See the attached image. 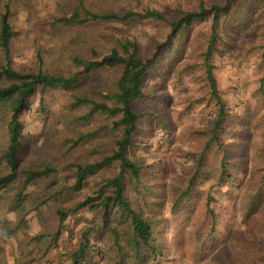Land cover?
<instances>
[{
  "label": "rangeland",
  "instance_id": "obj_1",
  "mask_svg": "<svg viewBox=\"0 0 264 264\" xmlns=\"http://www.w3.org/2000/svg\"><path fill=\"white\" fill-rule=\"evenodd\" d=\"M76 1L0 0V11L5 3L10 6L15 31L10 61L15 69L37 70L39 50L44 69L66 72L73 68L70 53L91 56L93 49L106 51L114 38L123 37L136 39L142 53L150 55L168 33L156 20L88 21L53 30V18L69 14ZM201 1L208 6L221 0H109L110 5H103L136 11L155 8L173 18ZM257 9L263 11L264 3ZM208 25L209 20L188 28L187 43L172 65L160 53L148 68L144 96L132 100L135 111L147 114L139 122L128 156L143 168L138 180L127 175L125 194L152 224L159 252L154 256L141 252L138 257L131 228L119 212L104 218L102 207H77L118 172V162L88 176L79 188H68L73 177L67 162L91 161L110 152L116 133L112 116L93 112L81 118L88 107L71 109L68 92L38 87L20 115L26 147L21 163L50 164L57 171L29 183L19 205L20 179L0 189V264H71L70 255L83 243L85 228L84 264H264V99L258 91L264 78V15L239 32L229 28L230 34L226 29L209 57L215 88L228 114L220 133L225 144L219 147H206L218 110L200 54ZM0 62H4L1 52ZM118 74V69L95 70L88 85L108 90ZM6 140L2 121L0 153ZM224 154L237 166L228 180L218 177ZM4 172L0 160V174ZM54 192L59 193L39 204L38 198ZM58 209L67 212L62 221ZM96 242L99 251L92 248Z\"/></svg>",
  "mask_w": 264,
  "mask_h": 264
},
{
  "label": "trees",
  "instance_id": "obj_2",
  "mask_svg": "<svg viewBox=\"0 0 264 264\" xmlns=\"http://www.w3.org/2000/svg\"><path fill=\"white\" fill-rule=\"evenodd\" d=\"M110 5L109 0H77L69 14H63L53 18L51 26L56 29L58 25L73 26L88 21L94 22H137L144 20H156L164 24L168 33L164 40L159 42L151 50L150 55L142 53L140 44L134 38H114L110 46L101 52L93 49L91 56L82 55L79 52L70 53L69 61L72 64L66 72H50L42 67L43 57L37 52V70L21 72L15 69L10 61L11 40L15 31L9 21L10 6L4 4L0 11V52L3 54L4 62H0V122H4L7 131V140L4 150L0 153V160L3 161L6 172L0 174V189L20 179L16 191V205H19L25 196L26 186L34 180L47 178L57 171L55 166L50 164L25 166L22 162L23 151L26 149L22 135L21 113L27 108L28 97L34 94L38 87L40 89H61L68 92L70 96L69 107L77 109L87 106L88 113L81 118H86L90 113H105L112 116V127L116 130L113 135V147L109 153L91 161H70L66 163V169L71 172L73 182L68 188H79L85 183L88 176L97 173L100 169L109 166L113 162L119 163V170L113 176L106 178L104 183L96 190L95 196H86L77 207L94 209L102 207L104 218L108 213L119 212V217L128 221L131 228V241L135 254L154 256L159 248L154 235L152 224L135 210L125 194L124 182L127 175L138 180L143 165L136 158H130L128 152L133 144V138L139 129V122L147 113L137 112L132 107V100H139L144 96V81L148 68L153 64L160 53L164 60L172 65L181 52L182 46L187 43V30L196 22L209 20L208 28L203 32L201 53L205 79L210 87L213 97L218 105L217 115L212 127L208 130L209 137L206 147L212 145L223 146L220 133L225 128L228 114L224 103L217 93L215 81L211 73L209 57L217 49V43L221 40L223 32L229 28L233 32H239L243 27L252 23L258 16L264 15V10L259 11L264 0H221L212 1L207 6L202 1L197 8L181 10L177 15L169 17L167 13L155 9L144 8L142 11L133 9L105 7ZM195 31V30H194ZM196 31V37L201 32ZM229 33L231 34L232 32ZM195 37V36H194ZM194 40V39H193ZM165 54L167 56H165ZM118 69L119 74L108 90L95 88L88 85V81L94 77L95 70ZM264 99V78H261L259 90ZM201 158L198 159L196 171L199 168ZM218 177L225 180L233 176L237 166L235 162L227 159L224 154L219 161ZM264 178V174H263ZM193 176L189 180L191 185ZM264 186V182L262 184ZM261 186V187H262ZM66 188V187H65ZM59 192H54L39 199V204L54 197ZM185 193V191L183 192ZM180 197L178 198L179 201ZM207 212L214 220L209 204H206ZM59 220L66 216V211L57 210ZM100 227V225H99ZM98 228V226H97ZM87 230L82 234L83 243L71 253V264H84L82 253L84 252ZM92 248H101L97 242ZM144 257V256H142ZM144 259V258H143ZM141 260V259H138Z\"/></svg>",
  "mask_w": 264,
  "mask_h": 264
},
{
  "label": "built area",
  "instance_id": "obj_3",
  "mask_svg": "<svg viewBox=\"0 0 264 264\" xmlns=\"http://www.w3.org/2000/svg\"><path fill=\"white\" fill-rule=\"evenodd\" d=\"M100 248H96L97 251H99Z\"/></svg>",
  "mask_w": 264,
  "mask_h": 264
}]
</instances>
